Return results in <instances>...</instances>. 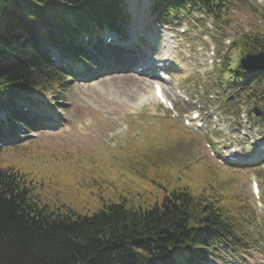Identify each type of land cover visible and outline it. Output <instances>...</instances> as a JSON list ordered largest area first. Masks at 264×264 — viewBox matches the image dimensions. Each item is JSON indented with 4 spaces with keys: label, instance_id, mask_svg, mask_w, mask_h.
Segmentation results:
<instances>
[{
    "label": "rangeland",
    "instance_id": "374dc122",
    "mask_svg": "<svg viewBox=\"0 0 264 264\" xmlns=\"http://www.w3.org/2000/svg\"><path fill=\"white\" fill-rule=\"evenodd\" d=\"M124 1L129 16L123 23L125 37L131 38L136 32L141 35L128 40V44L133 43L128 48L130 53L114 56L104 48L84 65L83 72L78 74L80 80L75 75L66 81L61 94L52 89L35 93L45 105L42 108L45 111L40 112L44 118L43 122L40 121L42 127L36 125L25 129V126L16 125L14 130L10 125H4L3 130L10 134L7 138L10 144L0 147V166L13 165L23 173L27 182H31L32 194L41 203L52 209H70L78 214H91L108 202L125 201L127 206L140 202L150 204L156 198L161 199L164 188L187 185L195 195L203 192L216 197L223 192L222 186H229L254 209L258 225L255 232L264 248L263 208L256 205L251 195L249 180L254 175L260 190H264V162L232 168L218 166L205 142L219 136L226 123L232 124L229 128L232 131L236 125L234 121L227 122L218 116L224 124L220 123L214 129L208 123L202 133L193 131L183 122L184 113L191 110L193 104L196 107L202 105L203 109L214 104L211 109L218 110V114L222 115V111L229 107L233 120L241 113L264 133V113L257 99H244L245 104L239 106V98L227 101L225 93L214 96L217 101L221 99V103H214L209 97L215 86L210 85L213 76H208L207 72L213 73L205 61L200 33L201 30L206 32L207 28V33L219 43L228 29L232 30L231 35H240L254 24L264 29V7L257 5L255 0H244L245 6L229 12L225 26L209 20L211 24L207 27L198 22L201 29L194 28L193 21L204 17L194 12L186 20L189 32L179 34L178 24H173V29H166L154 20L150 0ZM257 19L262 24H256ZM142 23L145 24L142 26ZM149 33L157 38V45L150 52L152 56H162L163 50L168 51L166 43L169 42L170 53L176 57L171 71L180 73L189 69L190 72V79L180 85L187 99L178 97L169 83L165 85V91L175 102L176 118H170L151 97L154 78L148 73L138 75L134 71L140 58H133H138L144 50V36L153 39ZM116 37L121 36L116 34ZM146 44L150 47L151 43L146 41ZM9 109L0 107V129L2 123L7 122ZM153 111L166 118H151ZM168 118L171 120H165ZM125 130L128 131L114 140L112 138L113 141L108 140L110 134ZM190 134L195 135L199 145L203 146L200 157L193 149L196 144L189 141ZM177 138L182 143L174 144L176 147L172 150L170 146ZM188 147L191 152L187 151ZM244 241L243 249L235 251L232 264H264V252L259 245ZM202 264L209 263L204 261Z\"/></svg>",
    "mask_w": 264,
    "mask_h": 264
},
{
    "label": "trees",
    "instance_id": "16d2710c",
    "mask_svg": "<svg viewBox=\"0 0 264 264\" xmlns=\"http://www.w3.org/2000/svg\"><path fill=\"white\" fill-rule=\"evenodd\" d=\"M117 1L0 0V107H10L12 128L34 121L15 99L35 104V92L66 86L68 72L50 62L47 47L77 56L82 49L73 38L103 26L115 28L112 20L122 19ZM236 5L243 7L244 1L157 0L155 14L161 24L170 25V14L205 8L222 20ZM262 50L264 31L253 27L233 41L230 54L242 57ZM231 66L226 57L220 75ZM246 75L245 86L260 82V73ZM190 135L196 156H202L203 146ZM178 143L177 138L171 149ZM30 183L15 166H0V264H168L185 260L184 251L199 261L213 246L241 249L242 239L260 245L254 209L229 186H222L216 197L195 195L187 185L164 188L161 199L150 204L108 202L91 214H78L41 203Z\"/></svg>",
    "mask_w": 264,
    "mask_h": 264
},
{
    "label": "bare ground",
    "instance_id": "6f19581e",
    "mask_svg": "<svg viewBox=\"0 0 264 264\" xmlns=\"http://www.w3.org/2000/svg\"><path fill=\"white\" fill-rule=\"evenodd\" d=\"M145 23H142V26L144 25ZM138 33L139 32H136L135 34H134V36H136V35H138ZM148 35H152L153 36V39H146V36H144V42H145V45H144V43H143V46H144V50H142V53L140 54V57H141V60H140V62H139V64H138V66H142V64H147L149 61H150V59L152 58V59H156V57H151V58H148L149 57V55H152V53H150L151 51H152V49L155 47V45L157 44V38L153 35V33H149ZM133 36V37H134ZM153 40H155V42L153 41ZM146 41H148V42H150L151 44H150V47H148V45L146 44ZM165 43H166V41H165ZM169 43V42H168ZM168 43H166L167 45H169ZM146 48V49H145Z\"/></svg>",
    "mask_w": 264,
    "mask_h": 264
},
{
    "label": "water",
    "instance_id": "95a60500",
    "mask_svg": "<svg viewBox=\"0 0 264 264\" xmlns=\"http://www.w3.org/2000/svg\"><path fill=\"white\" fill-rule=\"evenodd\" d=\"M256 59L257 62H251L250 60ZM242 66L248 69H254L264 66V53L258 55L247 56L242 59Z\"/></svg>",
    "mask_w": 264,
    "mask_h": 264
}]
</instances>
